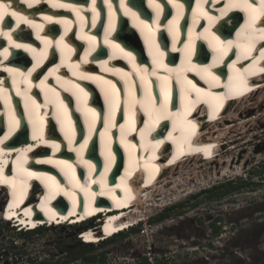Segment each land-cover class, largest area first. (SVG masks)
<instances>
[{
  "label": "bare ground",
  "instance_id": "1",
  "mask_svg": "<svg viewBox=\"0 0 264 264\" xmlns=\"http://www.w3.org/2000/svg\"><path fill=\"white\" fill-rule=\"evenodd\" d=\"M261 50L264 0H0L2 214L102 212L86 243L138 223L182 187L167 174L221 155L209 129L263 86Z\"/></svg>",
  "mask_w": 264,
  "mask_h": 264
},
{
  "label": "rangeland",
  "instance_id": "2",
  "mask_svg": "<svg viewBox=\"0 0 264 264\" xmlns=\"http://www.w3.org/2000/svg\"><path fill=\"white\" fill-rule=\"evenodd\" d=\"M263 86L212 123L209 130L225 139L221 155L209 164L188 158L167 174L165 183L182 187L152 207L144 199L146 217L130 231L87 245L70 224L20 231L0 219V264H264ZM6 206L0 193V211Z\"/></svg>",
  "mask_w": 264,
  "mask_h": 264
},
{
  "label": "clouds",
  "instance_id": "3",
  "mask_svg": "<svg viewBox=\"0 0 264 264\" xmlns=\"http://www.w3.org/2000/svg\"><path fill=\"white\" fill-rule=\"evenodd\" d=\"M0 130H2V129H0ZM1 213H0V219L1 220H4L5 222H7L8 224H10L11 225V228L13 227V228H15V230H20V231H23V230H25V231H34L37 227H39V226H45V224H42V225H39V226H36V227H30L29 225H23L20 221H18L17 220V218L16 217H13V218H11V219H6L5 217H4V215L2 214V211H0ZM118 212H119V210H118ZM3 215V216H2ZM22 216V215H21ZM99 217H101L102 219L99 221ZM105 217V215H102V213H98L97 214V216H95V217H92V218H90L88 221H84V220H79V221H75V222H70V221H64L62 224H60V225H65V224H70L71 226H74V227H79L81 230H79V232H78V236H79V239L80 240H82L85 244H90V245H93V244H98V243H100V242H102V241H104V240H108V239H112V238H114V237H116V236H118V235H120L121 233H124V232H126V231H130V229L131 228H133L136 224H138L139 222H140V220H139V222L138 223H136V224H133V225H131L130 227H126V228H124V229H120L119 231H117V232H114L113 234H111V235H108L107 237H105V238H103V239H100V240H97V241H91V242H85L84 241V234L87 232V231H89L90 230V228H96V229H98V228H102V226H103V224L105 223V221L103 220V218ZM92 219V220H91ZM143 221V220H142ZM87 223H89V224H87ZM53 225V227H55V226H58L59 224H55V223H53L52 224Z\"/></svg>",
  "mask_w": 264,
  "mask_h": 264
},
{
  "label": "trees",
  "instance_id": "4",
  "mask_svg": "<svg viewBox=\"0 0 264 264\" xmlns=\"http://www.w3.org/2000/svg\"><path fill=\"white\" fill-rule=\"evenodd\" d=\"M229 184H230V183H229ZM234 188H235V187H234ZM228 190H229V189L224 190L223 192H221V194H225L226 192H228ZM164 216H165V215H164ZM219 229H220V227L215 225V233H218V232H219ZM87 245H90V244H87Z\"/></svg>",
  "mask_w": 264,
  "mask_h": 264
},
{
  "label": "snow or ice",
  "instance_id": "5",
  "mask_svg": "<svg viewBox=\"0 0 264 264\" xmlns=\"http://www.w3.org/2000/svg\"><path fill=\"white\" fill-rule=\"evenodd\" d=\"M249 7H251V5H249ZM259 54H260L261 56H264V50H261ZM153 74H155V73H153ZM189 83H191V82L189 81ZM193 88H195V85H193ZM196 91H197V92H200L201 90H200V89H196Z\"/></svg>",
  "mask_w": 264,
  "mask_h": 264
},
{
  "label": "built area",
  "instance_id": "6",
  "mask_svg": "<svg viewBox=\"0 0 264 264\" xmlns=\"http://www.w3.org/2000/svg\"><path fill=\"white\" fill-rule=\"evenodd\" d=\"M3 250V249H0V251Z\"/></svg>",
  "mask_w": 264,
  "mask_h": 264
}]
</instances>
